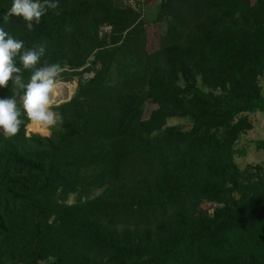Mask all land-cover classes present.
Listing matches in <instances>:
<instances>
[{
    "label": "trees",
    "instance_id": "obj_1",
    "mask_svg": "<svg viewBox=\"0 0 264 264\" xmlns=\"http://www.w3.org/2000/svg\"><path fill=\"white\" fill-rule=\"evenodd\" d=\"M56 2L29 32L22 17L4 23L13 0H0V27L46 46L37 67L59 63L63 81L97 67L53 107L63 124L51 139L25 129L19 90L21 130L0 131V264H264V167L233 159L248 115L264 112V0H228L220 14L211 2L159 50L131 7ZM14 62L27 85L32 70ZM16 91L9 82L0 98ZM182 115L188 130L165 126Z\"/></svg>",
    "mask_w": 264,
    "mask_h": 264
},
{
    "label": "clouds",
    "instance_id": "obj_2",
    "mask_svg": "<svg viewBox=\"0 0 264 264\" xmlns=\"http://www.w3.org/2000/svg\"><path fill=\"white\" fill-rule=\"evenodd\" d=\"M56 0H13L11 8L3 15L4 23L9 18L22 17L24 26L31 32L34 25L41 23L42 17L51 9L57 10ZM57 15L60 13L57 11ZM22 49L23 52H22ZM46 46L40 45L33 49H25L24 42L9 35L0 27V88H12L17 91L10 97L0 98V131L8 137L20 132L23 121L21 110L17 105L19 90H24L22 97L23 112L29 124L27 128L49 130L63 124V117L53 111L55 98L60 94V76L64 68L59 63H44L37 67L45 56ZM19 56L24 70H32L30 81L23 82L22 69L16 66L15 58Z\"/></svg>",
    "mask_w": 264,
    "mask_h": 264
},
{
    "label": "rangeland",
    "instance_id": "obj_3",
    "mask_svg": "<svg viewBox=\"0 0 264 264\" xmlns=\"http://www.w3.org/2000/svg\"><path fill=\"white\" fill-rule=\"evenodd\" d=\"M211 2H214V6L217 7L214 9V12L220 14L219 11L227 8L226 4L228 0H172V2H170V0H114L115 6L118 8L131 7L138 15L137 22H143V24L146 25L148 38L146 45L147 50H159L174 41L185 38L187 34V24L184 26L183 23L185 21L187 23L193 21L192 18H194V22H196L197 19L193 14L199 15V13L204 11V6ZM110 31V26L102 27L100 35H107ZM123 57L124 56L121 54L117 56L111 70L112 78L116 77L121 68ZM91 60L92 57L87 60L88 63H86L85 66H89V61ZM95 69H97V67H93V70ZM93 70L85 72L80 76L72 77L69 81H63V78H65L63 76H60L59 79L61 82L75 84L74 94L79 84L87 81L93 76ZM194 79L196 87L199 90L207 91L198 75H196ZM184 83L185 80L179 77L177 85L183 87ZM259 83L261 86V93L264 97V75L260 77ZM64 102L67 101L65 100L62 103ZM58 105L54 104L53 107H57ZM155 108L156 106L154 104L146 102L143 106L142 119L147 120L150 112ZM247 118L251 123V128L245 130L239 136V139L233 147L234 163L240 170L264 167V112L248 115ZM191 125L192 119L189 116H172L165 119V126H178L181 130H188ZM29 133L42 134L44 138L47 139L52 138V133L48 130L45 134L40 132ZM68 202H73V196L69 197ZM4 264L13 263L5 262ZM43 264H46V262H43Z\"/></svg>",
    "mask_w": 264,
    "mask_h": 264
},
{
    "label": "bare ground",
    "instance_id": "obj_4",
    "mask_svg": "<svg viewBox=\"0 0 264 264\" xmlns=\"http://www.w3.org/2000/svg\"><path fill=\"white\" fill-rule=\"evenodd\" d=\"M74 88L75 84L61 82L60 94L55 98L54 104L68 100L72 96Z\"/></svg>",
    "mask_w": 264,
    "mask_h": 264
},
{
    "label": "water",
    "instance_id": "obj_5",
    "mask_svg": "<svg viewBox=\"0 0 264 264\" xmlns=\"http://www.w3.org/2000/svg\"><path fill=\"white\" fill-rule=\"evenodd\" d=\"M71 98V97H70ZM70 98L68 99V100H66V101H69L70 100ZM58 104H60V103H56L55 105H58Z\"/></svg>",
    "mask_w": 264,
    "mask_h": 264
}]
</instances>
